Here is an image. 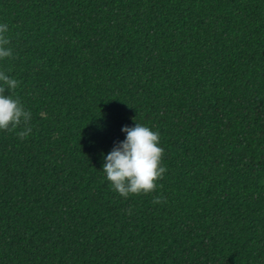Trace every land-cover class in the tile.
Instances as JSON below:
<instances>
[{
    "label": "trees",
    "instance_id": "16d2710c",
    "mask_svg": "<svg viewBox=\"0 0 264 264\" xmlns=\"http://www.w3.org/2000/svg\"><path fill=\"white\" fill-rule=\"evenodd\" d=\"M0 23L32 113L0 130V264H264V0H0ZM138 122L167 171L125 199L104 157Z\"/></svg>",
    "mask_w": 264,
    "mask_h": 264
},
{
    "label": "clouds",
    "instance_id": "9594fccd",
    "mask_svg": "<svg viewBox=\"0 0 264 264\" xmlns=\"http://www.w3.org/2000/svg\"><path fill=\"white\" fill-rule=\"evenodd\" d=\"M8 31V24L0 23V60L13 57ZM19 86V80L0 71V130L12 132L19 127L22 130L17 132V136L24 140L32 133V113L14 95ZM6 91L10 94L6 95ZM40 115L47 118L46 112ZM122 131L126 133V138L116 142L104 157L106 179L110 187L125 199L132 195L151 194L162 187L159 181L167 171L163 166L164 149L158 146L160 134L139 122L132 127L125 125ZM163 201L164 197L156 196L152 202Z\"/></svg>",
    "mask_w": 264,
    "mask_h": 264
}]
</instances>
